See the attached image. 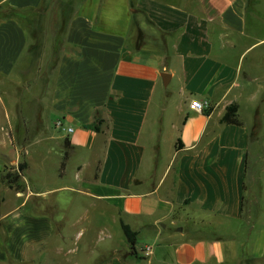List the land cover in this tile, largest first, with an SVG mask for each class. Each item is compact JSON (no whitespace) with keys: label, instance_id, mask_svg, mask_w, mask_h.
Segmentation results:
<instances>
[{"label":"crops","instance_id":"crops-1","mask_svg":"<svg viewBox=\"0 0 264 264\" xmlns=\"http://www.w3.org/2000/svg\"><path fill=\"white\" fill-rule=\"evenodd\" d=\"M55 2L0 0L1 102L10 125L13 101L25 120L15 138L26 156L38 126L68 149L66 165L73 155L78 171L93 165L91 190L80 191L101 218L88 216L85 234L99 222L137 231L136 252L123 232L96 264H264L263 233L246 250L245 206L246 192L250 208L260 201L264 172V0H81L57 55L39 25ZM232 103L241 124L222 122ZM25 162L18 188L0 170V264L39 258L30 253L60 236L37 209L49 190L26 179Z\"/></svg>","mask_w":264,"mask_h":264},{"label":"rangeland","instance_id":"rangeland-1","mask_svg":"<svg viewBox=\"0 0 264 264\" xmlns=\"http://www.w3.org/2000/svg\"><path fill=\"white\" fill-rule=\"evenodd\" d=\"M80 1L81 0H56L55 4L51 7L48 20L46 22L41 20L39 22L40 27L43 28L46 25L49 34L52 35V40L50 38L48 41V47L54 48L55 55H57L63 44L62 33L66 17L75 11V5H78ZM121 6L122 5H120V8ZM47 7H49L48 4L42 8V12H44ZM6 11L10 12L9 9H6ZM39 39L41 40L40 43H42L43 37L40 36ZM55 60L56 58L52 63L55 64ZM3 97H5V95L0 89V125L7 127L4 136L7 141V154L6 157L2 156L3 152L0 150V170L2 173L14 172L18 169H13V165H16L15 163L19 165L20 162L24 160L26 161L29 158L32 165H34V167H32L34 169L26 172V179H34L37 184L41 185L40 188L43 190H49L43 194L44 199L41 198L42 202H39L41 207L37 206V209H42L45 214L53 220L54 236L56 237V235L58 236V234H60L55 244L53 243L51 236L49 237V243L42 249L44 251H41L40 253L37 251L30 253V255H35V257L39 258L32 261H24V263L20 264L98 263L110 254L111 247L119 243V240L124 239V234L120 227H116L113 231L109 229L107 230V228L102 226L100 222L98 225L99 229L92 228L88 233L87 230L86 234L84 233V228H86V226L89 227V224L86 221L88 216L93 217L94 221L96 220L97 223L101 218L100 213L97 212L98 210L91 206L95 200L89 198L80 191L91 190L89 189L91 183V179L89 178L93 175V165L89 164L86 161L88 159H86L85 161L87 163H83L81 171H78L77 164L81 161L79 156L73 155L71 159L68 160L67 165L62 168L61 164L65 154L64 147L57 141H43L44 138L41 139L40 136L44 135V133L38 128V126L36 127L37 129L33 128L35 130L33 133L31 131L32 136L28 142V147L25 149L28 152L26 156L23 147L19 145L22 139H20V137L15 138L18 131L21 132V136L24 137L23 124L25 123V120L22 119L17 112V105L15 101H13L12 107L13 112L15 113L11 116V125L9 124V119L5 116V111L1 102ZM261 107L264 109V102H262ZM49 118H52V121H56V113L53 117ZM64 118L62 119L63 122L68 124L69 121L67 117L66 119ZM54 131L57 134L63 133V129L60 127L55 128ZM27 134L29 135L30 131ZM4 137L0 133L1 141ZM160 152L161 156L165 158L169 149L165 145ZM259 164L262 167L264 161H259ZM22 181L24 183L25 180L22 178ZM259 186L260 187H258L257 190L260 191L261 197L255 208H250L248 205V199L252 196L246 192L247 200L245 206L248 207L246 218L251 222L248 229V237L245 236L247 242L246 250L248 253L252 250L251 248L253 246L256 247V242L259 238L258 235L260 233L264 234V172ZM30 209L33 208L30 207ZM94 216L97 218H94ZM253 226H257L260 229L258 231L254 229L253 233H251ZM83 233L84 236L81 238ZM6 264L12 263L7 262Z\"/></svg>","mask_w":264,"mask_h":264},{"label":"trees","instance_id":"trees-1","mask_svg":"<svg viewBox=\"0 0 264 264\" xmlns=\"http://www.w3.org/2000/svg\"><path fill=\"white\" fill-rule=\"evenodd\" d=\"M141 38V34L139 35V39ZM237 112H238V104L237 103H232L227 107V110L222 117V122H228V123H235V124H241V120L238 119L237 117ZM257 124L254 125L253 128V135L256 134V128ZM96 129L98 130L99 127L96 126ZM179 142L177 143L178 146ZM66 147H69L68 140H66ZM179 147V146H178ZM69 157V151L66 149L64 158L61 164V167L64 168L66 165V161ZM27 167V163L25 161H22L18 165V169L14 172H3L2 178L3 180L13 188H18V182L19 179L22 177L23 172L25 168ZM122 229L125 234L126 240L130 245V248L132 249V252H136V243H137V231L133 230L128 224L122 223Z\"/></svg>","mask_w":264,"mask_h":264},{"label":"built area","instance_id":"built-area-1","mask_svg":"<svg viewBox=\"0 0 264 264\" xmlns=\"http://www.w3.org/2000/svg\"><path fill=\"white\" fill-rule=\"evenodd\" d=\"M190 106L194 110L203 111L205 109V107H207V102L206 101H201L199 99H192ZM56 125L60 126V127H63L62 120L56 121ZM67 130L68 131H72L73 129L71 127H68ZM147 249H145V250H147Z\"/></svg>","mask_w":264,"mask_h":264},{"label":"water","instance_id":"water-1","mask_svg":"<svg viewBox=\"0 0 264 264\" xmlns=\"http://www.w3.org/2000/svg\"><path fill=\"white\" fill-rule=\"evenodd\" d=\"M163 82L164 84H168L169 79H170V74L168 72H163L162 74Z\"/></svg>","mask_w":264,"mask_h":264}]
</instances>
